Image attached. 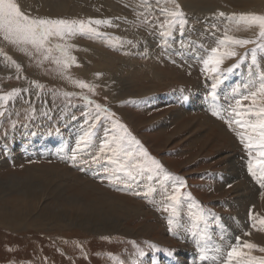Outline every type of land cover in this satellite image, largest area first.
<instances>
[{"label":"rangeland","instance_id":"obj_1","mask_svg":"<svg viewBox=\"0 0 264 264\" xmlns=\"http://www.w3.org/2000/svg\"><path fill=\"white\" fill-rule=\"evenodd\" d=\"M16 2L19 6L21 5V2L18 0H16ZM117 4L130 11L131 14H134L135 17L138 18L140 21V28H143L142 30L148 34L155 35V37L159 39L158 40L156 38L155 41L159 49L158 62H162L164 66H169L182 72L181 74L170 75L168 70L163 68L160 73L159 88L151 96L149 103L139 107H128V109L136 115L137 123H140L141 121L144 122L143 125L137 126V129L131 128L132 135L141 142L144 149L147 150L149 156L162 165L163 172H159L157 174L149 172L146 169L141 172L139 170L144 168L146 163L142 157L125 158L123 155H118V157H114V159H119L121 163H125L129 167L135 168L138 173L137 179L136 181H129L127 180V177L123 176V174L119 172H115V175L123 177L121 180L116 181L114 179H110L113 177L112 174H114V169H117L118 165L111 163L107 158L111 155V153H100L98 150L104 140L109 139L114 134L108 133L107 131H101V135L97 138L95 145L91 146L89 142L93 134V129H91L87 123H84L85 125L77 124L74 131L71 129L72 132H67L66 129L70 128V125L67 124L66 126L64 125L63 128L56 127L52 130L58 133V137L56 135H49V138L47 135L46 137L45 135H41L40 137H37L36 140H34L35 136L33 138V136H28L26 134L28 136L27 137L25 135V131H23L11 138L10 142H15L16 150H13V153L17 159L14 160L12 157H9L6 160L5 154H2L3 159L6 163H8V167L4 168L5 166L0 164V200L5 199V202L0 204V207L10 206L11 210H15L17 206L15 199L17 201L20 199V196H18L17 193H20L23 188L35 191L40 189L41 184L38 180H36L35 172L33 170L26 169V167L29 165L56 164L60 166L63 164L62 167H66L75 173L79 172V175L81 174L87 179L89 178V180L96 183L99 188L103 186L101 189L106 192L108 191L111 194L141 202L145 206L147 212L150 213L149 217H141L134 222L127 221L125 224L118 222L116 219L113 220V218L100 217V224L106 229L121 226L128 232V230L134 231L135 228L138 229V226H142L145 223H147V225L155 224L158 227L153 230L152 228H149L151 231L149 235L136 232L135 238H129L126 232H116L110 235H98L97 233L85 231L80 227H76L79 229L71 231L65 229L35 231L34 229H30V224L23 220L27 228L26 232H23L25 229H15L12 226L9 227V230L0 228V264H174V260L179 258L177 254L182 248H184V246L188 248L186 249L188 250L186 251L188 257L193 258L195 262V258L198 257V260H200L201 263L224 264L227 260V253L230 251L231 247L242 246L247 243L255 244L252 238L247 237L248 235H253L251 231L252 228H255L254 234L256 237L260 238L258 234L263 235L264 224L260 225V221L264 220L263 210H257L255 205H251V207L248 199H241L238 206L233 205V192L235 190L234 186L236 182L228 183L227 185L223 183H226L224 182V174H227L228 161L226 154L228 153L229 156H232L235 172L242 178L243 182L250 186L249 188L252 187V184H250L252 181L256 188L258 187L259 199L263 200L264 188H261L258 179L254 178L247 171V165L250 159L248 154L249 149L241 143L240 139L241 135L247 137V135H249V131L234 122L229 125L227 121H235L237 119L247 121L249 119H253L246 114L247 109L251 106L250 101H242V107L239 108H237L235 101L240 99L242 95L247 94L249 90H252L251 85H258L261 78L264 77V47L261 46L264 41H255L250 48L246 49L243 54L239 56V59L236 60L237 62L233 61L221 71L223 75L209 73L204 71V64H202L203 61L213 55L212 49L214 48L219 47L221 53L223 50L228 51L230 45L226 42V40L222 39L225 43L221 45L220 41L217 40L218 38H214L208 36L206 33H203L205 35V39L202 41L199 40L200 43H196L197 41L194 37L195 35L191 34L192 27H189L192 25V22H187L188 20L185 18L183 19L185 20V24L187 26L185 24H178L171 29L170 36H163L161 33L168 30H161L160 28H166L168 26V21L170 20L169 18L163 14L161 15V13L158 15L153 13L149 17L139 19L140 12H136L131 5H124L121 1ZM139 4L145 5L143 0H139ZM167 4L169 7H175L172 1H167ZM196 10H200L206 14L211 13L213 10L209 19H214V28L220 31V33H227L228 31H231V23L226 20V15H228L227 12L214 10L211 7L208 9L198 8ZM117 13H120V11H117ZM220 13H223L224 15L221 16ZM250 14V12L247 13V15ZM28 16L34 19L53 18L52 20H56V18L50 16ZM63 19L69 21H80V18L76 16L64 17ZM198 23H200V21ZM92 27L97 30H104L107 33L109 32V24L95 25ZM183 31L189 34L190 37L183 38ZM173 34L174 36H171ZM81 38L83 40L87 39V37ZM174 38L181 40V46L173 47V43L176 41ZM17 46H22L25 49V54L21 53L19 50L17 54L15 52ZM192 46H195V48H190ZM45 48H49V46L45 45ZM108 48L114 52L110 47ZM30 51L32 53H30ZM253 51L256 55L255 64L252 63ZM9 53L19 59L20 56H23L25 62L27 63L28 71L30 69H35L37 73H41L44 77H48L47 79L49 81L45 79L44 82L38 81L39 87L34 85V88H37L39 93L45 94V90L55 89L56 94H58L56 96V101L61 103H87V100L83 99V97H87L88 100L93 101L95 105L100 104L102 108L110 110L109 104L102 101L107 100L106 97L97 96L93 93H71L63 88L60 83L52 81L53 78L57 79L59 75L73 70L76 66V59L74 58H72L71 64L66 63L67 58H71V55L67 54V52H65V55L62 54L59 49L53 50V48H51L50 52H45L43 50L38 52L31 45L24 46L12 44L3 38V34H0V68L3 71H5L3 67L5 56ZM207 54L208 56L206 58ZM229 59L230 57L224 58V61ZM57 60H60L61 63L57 64ZM127 65L128 60L115 62L112 65L111 71V74L114 75V83L124 88H129L131 85H134V81L136 80L133 70L131 73L126 67ZM181 65L183 69L181 68ZM229 69L232 70L227 72ZM203 72H205V75ZM0 73H2V71H0ZM197 73H199L201 86L203 85V88H198L196 86ZM214 76L217 79L215 81L213 79ZM2 77L4 83H6V80L13 82V79L7 76L6 78L3 74ZM29 77L32 78L31 75H29ZM212 82L216 83L215 100H213L211 96L213 91ZM145 85L152 86L149 82ZM244 85H249L250 87L245 88ZM90 87L95 86L90 85ZM28 92H31V90H28ZM200 94L201 97H203V95L204 97L206 96L205 99L203 98V104L205 107L203 108L204 110L197 111L192 107V103L196 100V98H199ZM15 101L17 100L15 99L14 102ZM213 102H215V104ZM93 103L91 105L95 107ZM233 108H236V111L241 113V115H236L232 111ZM180 109H182L183 112H179ZM30 111V109H20L18 107L12 118L4 121L2 128L3 134L9 129L12 131L16 124H22L29 119H33V113ZM204 111L205 113H208H206L208 116L216 120L214 127L205 124L199 117L193 120V117L196 116L189 115V112L192 114L193 112H195V114H199L202 112L204 113ZM214 111L215 113H218V115H213ZM143 112H145L143 116L137 115L142 114ZM46 113L49 117L55 118L53 122H55L56 119L60 120L59 115L56 113L50 111H47ZM154 115L159 116V119L163 118L164 123L166 124L160 127L149 124L151 123L150 118ZM188 121H192L190 126H184V124ZM64 129L66 132H63ZM87 133H91L89 136L90 138L88 137L85 145L82 144L81 148L78 150L75 146H77L78 142H80V138L85 136ZM67 136L71 137V145ZM63 140L65 141L63 142ZM59 142H63L64 144L62 143L59 145ZM10 143L6 144V142H0V151H6L8 144ZM59 147H63V149L61 150ZM252 151L253 154H255V149H252ZM53 153H55L54 156ZM66 154L68 156H66ZM73 154H75L76 159H79L80 161H73L71 156ZM78 155L80 158H78ZM66 157L68 158L66 159ZM95 157H99V159L95 160ZM100 160L102 162H100ZM55 161H58V164ZM80 162L81 164H79ZM165 172L168 173L167 179H165L163 175ZM91 173L94 175L93 177ZM103 174H105V176ZM150 175L152 176V179H149ZM232 178H236V174L232 175ZM180 181L184 182V187L180 191L179 201L175 202L168 199L173 194ZM133 183L134 186H132ZM121 186L123 188L122 192L118 189V187L120 188ZM131 187L134 189H131ZM47 188L48 193L63 195L61 200L62 202L65 201V198L72 197L76 198V200L74 201L73 199V201H70L68 204H76L77 201L79 204L82 203L84 205L96 203L99 206H104V210H110L122 215V209H120V205L117 202L100 199L93 193L80 194L77 189L72 187L71 179L61 173H52V177L49 179ZM149 189H152V191H149ZM136 193H139V195ZM142 196H144V198ZM129 203L131 205L135 204L134 201H129ZM46 204L51 207L54 205V201L47 199ZM166 208L168 209L167 211H165ZM173 209H175V212ZM253 211L255 212L253 213ZM100 212L101 211H99V213ZM152 213L156 216H152ZM235 213L247 215L245 224L248 226L246 225V230H244L246 232L244 235L240 232L242 228L239 221H237V217L234 218L236 216L234 215ZM227 215L234 220L239 229L236 234V243L232 242L229 235L224 234L223 226H226L225 216ZM27 218H36V216L31 214L27 215ZM40 218L44 219V221H48L50 216L43 215ZM167 218L168 220H173L174 226L171 229L168 221L166 220ZM134 219L135 218H131L129 220ZM219 222H222V225H220ZM253 224H255V227L251 226ZM221 226L223 230L221 229ZM164 233L173 243L165 241L163 238ZM207 235L209 237H214H210L209 239ZM217 242H219L222 246H218ZM255 245H257L258 248H262L258 244ZM201 249H204L203 253L201 252ZM243 250L245 253H249L248 249L245 248ZM141 253H143V255H141ZM263 253L264 252H260L258 250H252L250 255L260 259L264 258ZM202 256L205 258L202 259ZM247 258V256L238 258L240 264H243V261ZM233 264H237V259L233 260Z\"/></svg>","mask_w":264,"mask_h":264},{"label":"bare ground","instance_id":"obj_2","mask_svg":"<svg viewBox=\"0 0 264 264\" xmlns=\"http://www.w3.org/2000/svg\"><path fill=\"white\" fill-rule=\"evenodd\" d=\"M18 1L21 2L20 8L22 9V12H24L25 14H28L32 17H48V16H50V17H54L56 19H63L64 17L76 16V17L80 18V21H85V22H87L88 20H94V19L95 20H97V19L98 20H104V21L110 22V26H109V32L110 33L109 32L107 33L104 30H97L96 29V33H86V34L77 33L76 35H73V36H66L62 40L59 38H52L50 44H47V45L49 47L53 48V50L58 49L57 45H60L61 47L64 48V50H65V52H67V54L71 55V58L76 59V66L74 67L73 70H70L68 72H65V73L59 75L57 77V79L53 78L52 81L60 83V85H62L63 88H65L66 90H68L71 93H78V92H79V94L93 93V94H96L97 96L106 97L107 100H102V101L109 104V106H110L109 112L114 113L115 115L109 116L108 114L98 112L94 106L89 105L88 103H80V104H77V103L66 104L65 103L64 104V103H61L59 101H56V96L58 94H56L55 89L54 90L53 89L45 90V94L39 93L37 91V88H34V85L35 86L39 85L38 81L44 82V79L48 80L47 79L48 77H44L41 73H37L35 71V69L34 70L30 69L28 71L27 63L25 62V59L23 56H20V59H19V58H16L15 56H13L12 54L9 53L7 56H5V62L3 64L5 71H3L0 68V71H2V73H0V97H10L7 100H0V111H2L4 113L3 116H0V142H6V144L11 142V138L22 133L23 131H25V135L27 134L28 136H33V138L35 136L34 140H36L37 137H40L41 135H45V137L47 135V137H49V138H50L49 135H54V136L56 135L57 136L58 133L56 131L52 130L53 128H56V127L63 128L64 125L66 126V124H67V125H70V128L66 129L67 132L68 131L72 132L75 130L77 124L83 125L84 123H87V125L90 126L91 129H93V131H92L93 134H92L90 142H89L90 145L93 146V145H95L97 138L101 135V131H107L108 133H113L116 136H119L122 134L120 129H118L114 126V123H113L114 121H117V122L125 125L130 132H131V128L137 129V126H141L144 124L143 121H141L140 123L136 122V115L132 111H130L128 109V107H139V106L147 105L149 103V101L151 100V96L159 88L160 73H161L163 68H166L170 75L181 74L182 72L175 69V68H171L169 66H164L162 64V62L161 63L158 62V59H159L158 58V53H159L158 51H159V49H158L157 43L155 42L157 37H155V35L148 34L144 30H142L143 28L142 29L140 28V21L138 20V18L135 17L134 14H131L130 11H128L127 9H125V8H123L117 4L120 1L124 5H131L136 12H140L139 13V19H142L144 17H149L153 13H155L156 15L161 13V15L163 14L167 18L172 19V17L169 16L170 12L175 11V10L181 11L183 14L182 18L187 19L188 20L187 22H192V25L191 26L188 25V26L192 27V33L191 34L195 35L194 37L197 41L196 43H200L199 40L202 41L205 39V35L203 33H206L208 36L218 38L217 40L220 42L222 41V39L226 40V42H228V44L230 45L228 51L229 52H235L236 55L234 57H230L229 60H226V61L223 60V63L221 65V71L224 68H226L227 65H229L233 61H236L237 59H239V56L241 54H243V52L246 49L250 48L255 41H258V40L264 41V38L259 37L258 26L250 24L245 19H242V17H246L247 13H249V12L251 14L264 15V0H143L145 5L139 4V0H108V1H101V0H18ZM167 1H172L174 3L175 7L167 6L168 5ZM177 5L179 6L178 9H177ZM209 7L213 8L214 10H220L222 12H227V14L229 16L226 15L227 16L226 20H228L231 23V25H230L231 31H228L227 33H220V31H218L217 29L214 28V21H213L214 19H212V20L209 19L210 18L209 16L212 14L213 10L211 11V13H207V14L203 13L200 10H196L198 8L208 9ZM192 10H196V11H192ZM117 11H120V13H117ZM51 19H53V18H51ZM73 19H75V18H73ZM199 21H200V23H198ZM227 24H229V23H227ZM177 25L178 24H176L175 26H177ZM92 26H95V25L93 24ZM160 29L169 31L168 26L166 28L163 27ZM176 32H177V30H176ZM0 34H2V33H0ZM174 34L171 36H174ZM169 36H170V34H169ZM81 37H87V39L83 40ZM186 37H190V35L187 34L185 31H183V38H186ZM175 38H176V36H175ZM244 39L251 40V41H253V43H248L246 45H240V44H236L233 42L235 40H244ZM175 40L176 41H174L173 47L181 46V40H178V39H175ZM196 45H198V44H196ZM108 47H110L114 52H112ZM190 48L194 49L195 46H192ZM18 50L21 53L25 54V49L22 46L21 47L17 46L16 51H15L17 54H18ZM225 51L226 50H223L222 53H224ZM30 53H32V52L30 51ZM207 56H208V54L206 55V58H207ZM225 58H227V57H225ZM124 60H128V65L126 67L129 69V71L131 73L133 70L134 76L136 78V80L134 81V85H131L129 88H124L122 86H118L117 84H115L114 83V75L111 74L112 65L115 62H121ZM183 62H184V59H183ZM33 66H34V64H33ZM181 68H182V65H181ZM203 68H204V65H203ZM230 68H232V67H230ZM227 72H230V71L227 70ZM46 73H47V71H46ZM2 74L5 75V77L7 76V77L13 79V82L6 80V83H4L3 79H2L3 78ZM203 74L205 75V72H203ZM29 75H31L32 78H30ZM201 77H203V76H201ZM215 80H217V79L215 78ZM80 82H83V83L88 84L89 86L92 85L95 87H89V88H83L82 89L79 87ZM148 82L151 83L152 86L145 85ZM196 86L198 88H201L203 86V85L201 86L199 73H197V85ZM28 90H31V92H28ZM14 91L16 92V94L12 95V93ZM1 95H4V96H1ZM205 97H204V95H203V97H201V94H200L199 98L198 99L196 98V100H194V102L192 103V107L194 109H196L197 111L204 110L203 108L205 106L203 104V98L205 99ZM15 99L17 101L14 102ZM208 100H211V99H208ZM213 103L215 104V102H213ZM208 104H209V102H208ZM93 105H95V104L93 103ZM18 107L20 109H23V108L30 109L33 113V115H32L33 119H29L28 121L23 122L22 124H18V125L14 122L16 124V126H14L13 130L10 131V129H9L3 134L2 128H3L4 121L12 118L14 112L17 110ZM210 108H206V109H210ZM213 109H214V107H213ZM18 111H20V110H18ZM47 111H50V112H53V113H56L57 115H59L60 120L56 119V121L53 122L55 120V118L49 117V115H46ZM20 112H22V111H20ZM20 112H18V113H20ZM179 112H183V110L180 109ZM206 113H205V111H204V113L202 112L199 114L198 113L195 114V112H193V114H192L189 112V115L196 116V117H193V120L199 117L203 120V122L205 124H208V125L214 127L216 120L213 119L212 117L208 116L207 115L208 113L207 114ZM143 114H145V112H143L142 114H137V115L143 116ZM150 119H151V123H149V124H152L153 126L156 125V127H160V126H163L166 124V123H164V119L163 118L159 119V116H157V115L152 116ZM191 122L192 121L186 122V124H184V126L189 127ZM7 128H9V127H7ZM71 129H72V131H71ZM63 132H66L65 129L63 130ZM80 136H81V134H80ZM67 137L71 139V137H69V136H67ZM64 141L65 140H63V142ZM62 143L59 142V145H61ZM41 147H43V146H41ZM60 149L62 150L63 147ZM13 150H16L14 141L12 143L8 144L6 151L5 150L0 151V164L5 166L4 168L8 167V163H6V161L3 159L2 154H5L6 160L9 157L10 158L12 157L14 160H16L17 157H15ZM35 150H38V149H35ZM90 150H91V148H90ZM97 150H98V148H97ZM18 152H19V150H18ZM69 152H70V150H69ZM12 153H13V155H12ZM54 154L55 153H53V156H54ZM41 156H42V154H41ZM66 156H68V155L66 154ZM71 156H73V155H71ZM44 157H45V155H44ZM226 157H227V161H228V163H227L228 167H227V174H224L225 175V181L224 182H226V183H223V184L227 185L228 183L236 182L235 186H234L235 190L233 192V198H234L233 205L238 206L239 201L241 199H248L250 206L255 205L257 210H260V211L263 210V212H264V197H263V200L259 199V196H258L259 193H258V189H257L258 187L256 188V186L251 181L250 184H252V187L249 188L250 186L248 184H246L245 182H243L242 178L240 176H238V174L235 172L234 166H233L232 156H229V154L227 153ZM67 158L68 157H66V159ZM78 158H80V156ZM87 159H91V158H87ZM76 160L80 161L79 159H76ZM101 160H100V162H102ZM50 161H49V163H50ZM65 161H67V160H65ZM84 161H86V160H84ZM81 162L79 164H81ZM11 164H12V162H11ZM62 165H60V166H58L56 164L55 165H29L28 167H26V169L33 170L35 172L36 180H38L40 182L41 187L37 191L30 190L27 188H23L20 191V193H17L18 196H20V199L18 201L15 199V202L17 205L15 210H11L10 206L0 207V228H5V229L9 230V227L12 226L15 229H25V231H23V232H26L27 228L23 222V220H24L30 224V226H29L30 229H34L35 231L47 230V229L48 230L65 229V230L71 231L74 229L75 230L79 229L76 227H80L81 229H83L85 231L97 233L98 235H110V234H113L116 232H119V233H125L126 232L127 236L129 238H135L136 232H140L141 234L149 235L151 233L149 228H152V230L154 228L157 229L158 226H156L155 224H148L147 225V223H145L142 226H138L139 228L138 227H137L138 229L135 228L134 231L128 230V232H127V230H125V228H123L121 226H116V227L110 228V229H106L105 227H103L100 224V219H99L100 217H102V218H113V220L116 219L118 222H120V223L122 222L123 224H125V223H127V221L134 222L141 217H149L150 213L147 212L145 206L141 202H138V201L132 200L130 198H126V197L117 196V195L109 193L108 191L106 192L103 189H101L103 186L101 188H99L97 186V184L90 181L89 178L87 179L86 177L82 176L81 174L79 175L78 174L79 172L75 173L66 167H62ZM116 167H117V165H116ZM81 170H83V169H81ZM95 171H93V172H95ZM53 172L61 173L63 175H66L67 177H69L71 179V182H72V187L77 189L80 194L93 193L100 199H105V200L110 201V202H117L120 205V209H122V215L118 214L117 212H112L110 210H104L105 209L104 206H99L96 203H89L87 205H84L82 203L79 204L77 201L76 204H68L70 201H73V199H74V201L76 200V198H72V197H67V198H65V201L62 202L61 200H62L63 195L48 193L47 185L49 183V179L52 177ZM111 174H112V172H111ZM234 174H236V178L233 179L232 175H234ZM91 175H92V173H91ZM103 175L105 176V174H103ZM93 176L94 175H92V177ZM97 177H98V174H97ZM121 178H123V177H121ZM140 178L143 179L142 177H140ZM98 179H96V180H98ZM107 179H109V178H107ZM144 181H145V179H144ZM114 183H116V182H114ZM120 183H122V182H120ZM142 183H144V182H142ZM100 185H102V184H100ZM126 185H127V183H126ZM132 186H134V183ZM132 188L133 187H131V189ZM118 189L121 192L123 191L122 186L120 188L118 187ZM125 189H126V187H125ZM119 190H117V191H119ZM142 190H143V188H142ZM131 192H132V190H131ZM140 192H142V191H140ZM149 193H151V192H149ZM149 193H148V195H149ZM154 193H155V191H154ZM168 195H170V194H168ZM151 196H149V197H151ZM142 197L144 198V196H142ZM47 199H51L54 201V205L51 206L52 208L50 207V205L46 204ZM129 201H134L135 204L131 205L129 203ZM4 202H5V199L0 200V204H3ZM165 205H167V204H165ZM252 210H253V208H252ZM99 211H101V212L99 213ZM254 212L255 211H253V213ZM31 214L35 215L36 218L28 219L27 215H31ZM43 215H49L50 219L48 221H44V219L40 218ZM234 215H236L234 218L237 217V221H239L240 226L242 228L240 232H242V234L244 235L246 232L244 230H246L247 224H245V221H246L247 215H243L241 213H235ZM152 216H156V215H154L152 213ZM123 218H124V220H123ZM131 218H135V219L129 220ZM166 220L168 221V218ZM219 223H220V225H222L221 224L222 222H219ZM225 223H226V226H223L224 234L229 235L231 240L237 241V235H236L237 232L236 233L233 232L232 229L237 230V231H239V229L236 226L234 220L227 215V216H225ZM260 225H262V224H260ZM251 226H253V225H251ZM221 229H222V226H221ZM254 229L255 228L251 229L253 235H248L247 237L252 238L253 242L255 244H258L260 247L264 248V232H263V235H261V234L257 233L258 232V230H257L256 233L260 236V238H258L254 234V232H255ZM219 231H220V229H219ZM204 232H206V231H204ZM204 232H203V234H204ZM163 236H164L163 238L165 239V241H167L168 243H173L169 238H167L165 233L163 234ZM210 237H209V239H210ZM212 237H214V236H212ZM202 239H203V237H202ZM209 239H208V241H209ZM217 244H218V246L221 245L219 242H217ZM186 249H188V248H186L184 246V248H182L180 250V252L177 254L179 258L177 260L176 259L174 260V264H193V263L205 264V262L201 263V261L198 260V257L195 258L196 262L193 258L188 257V255L186 253V251H188V250H186ZM199 254H198V256H199ZM261 255H262V253H261Z\"/></svg>","mask_w":264,"mask_h":264},{"label":"snow or ice","instance_id":"obj_3","mask_svg":"<svg viewBox=\"0 0 264 264\" xmlns=\"http://www.w3.org/2000/svg\"><path fill=\"white\" fill-rule=\"evenodd\" d=\"M177 5V9H178ZM182 12L179 10H175L169 13V16L172 17L168 21V29L169 31H164L161 34L163 36H168L170 34L171 29L176 25H183L185 20L182 18ZM223 16V13H220ZM248 23L258 26L259 28V37L264 38V15H256L250 14L246 17H242ZM103 25L109 24V21L104 20H88L85 21H69L64 19H34L26 15L21 11L20 6L17 4L16 0H0V33L3 34V38L15 45H31L38 52L43 50L45 52H50L51 48H45V45L50 44L52 38L64 39L66 36H73L77 33L86 34V33H96V29L92 27V25ZM236 44L246 45L248 43H253L251 40H235L233 41ZM221 45L225 43V41L220 42ZM264 47V43L261 44ZM57 48L62 54H65V50L60 45H57ZM213 55L210 56L207 60L203 61L204 70L213 74H221V65L225 57H234L236 55L235 52L225 51L221 53L220 48L212 49ZM57 64L61 63L60 60L56 61ZM66 63H72V58L68 57ZM252 63H256V55L253 51L252 53ZM231 71V69H229ZM215 81V76L213 77ZM39 87V85H37ZM80 88H89L90 86L86 83L80 82ZM245 88H249V85H244ZM216 83L212 84V99H216ZM251 89L247 92V94L242 95L240 99L235 101L237 108L242 107V101H250V107L247 109V115L252 117L253 119H249L247 121L242 119H237L235 121H227L229 125L233 122L240 125L243 128H246L249 131V135L245 137L241 135V143L245 145L247 149H249V161H248V172L254 177L258 179V182L262 188H264V77L261 78V81L258 85H251ZM14 91L12 95H15ZM10 97H0V100H7ZM83 99L87 100V103L91 105L93 101L88 100L87 97H83ZM95 108L98 112H102L108 114L109 116H114V113H110L107 108H102L100 104H96ZM232 111L236 115H241V113L236 111V108H233ZM214 115H218V113H213ZM4 113L0 111V116H3ZM114 126L121 131V135L116 136L113 135L111 139H105L104 142L100 145L99 151L100 153H111L108 157L111 163H115L118 165L117 169L114 170L113 177L110 179H114L116 181L121 180V176L115 175V172L122 173L123 176L127 177L129 181H136L138 173L135 168L127 166L125 163H121L119 159H114V157H118V155H123L125 158H135L142 157L144 159L145 166L141 168L139 171H144L145 169L152 173L163 172L162 165L152 159L147 150L144 149L141 142L136 139L135 136L127 129V127L117 121H114ZM91 133L85 134V136L80 138V142L77 144V149L81 148L82 144H85L88 137ZM252 149H255V154H253ZM73 161L76 160V155L72 156ZM94 159H99V157H95ZM164 178L167 179L168 173H163ZM149 179H152V176H149ZM184 187V182L180 181L179 185L175 188L173 194L169 197L170 200L178 202L180 199V191ZM230 187V185H229ZM152 191V189H149ZM139 195V193H136ZM168 209L166 208L165 211ZM175 212V209H173ZM261 224H264V220L260 221ZM168 224L170 229L174 226L173 220L169 219ZM255 227V224H253ZM248 249L249 253H245L243 249ZM252 250H258L260 252H264V248H258L257 245L253 243H247L242 246H233L230 251L227 253V260L224 264H233V260L237 259V264H240L238 258L247 256L248 258L243 261V264H264V258L257 259L255 256H251L250 252ZM201 252H204V249H201ZM143 255V253H141ZM205 258L202 256V259Z\"/></svg>","mask_w":264,"mask_h":264}]
</instances>
